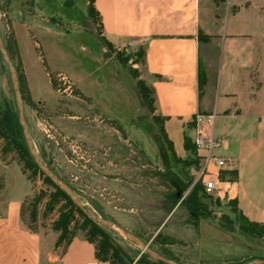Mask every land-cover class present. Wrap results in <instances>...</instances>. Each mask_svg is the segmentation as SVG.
Masks as SVG:
<instances>
[{"label":"rangeland","instance_id":"374dc122","mask_svg":"<svg viewBox=\"0 0 264 264\" xmlns=\"http://www.w3.org/2000/svg\"><path fill=\"white\" fill-rule=\"evenodd\" d=\"M88 4V0H0V41L5 47L13 37L24 62L29 95L35 104L32 109L22 102L24 122L43 167L73 192L89 215L113 222L147 245L150 253L169 259L168 252L178 264L264 260V228L261 238H250L239 230L241 220L232 214L228 203L219 202L214 195L199 199L206 205V212L217 218L227 216L233 222L232 230L227 231L217 219L204 218L184 199L202 189V153L195 158L187 154L177 159L167 148L153 116L148 112L144 117L136 116V106L122 83L117 63L103 56L109 50L102 52L98 22L89 19ZM228 5L225 0L215 8L212 0H201V56L211 65L215 64L218 46L208 35ZM139 48L127 44L110 53L113 58L116 54L131 56ZM141 65L136 57L127 66L126 77L134 92L137 82L142 81ZM58 71L75 78L73 82L58 73L69 82L66 92L63 90L67 85H61L60 91L53 90L46 75ZM5 105L13 106L18 113L8 66L0 58V106ZM107 121L116 123L119 129ZM0 128L13 132L2 116ZM79 135L93 139L99 146L83 142ZM2 146L0 140V193L5 189L9 168L15 167L21 173L16 155L4 156ZM21 175L30 190L22 202L24 226L57 238L52 231L56 210L44 214L51 190L40 177H30L28 171ZM39 193L46 197L37 207L36 222L31 223L32 200ZM102 228L122 248L123 264H136L142 255L150 262L156 261L121 232ZM158 234L155 244L153 239Z\"/></svg>","mask_w":264,"mask_h":264},{"label":"crops","instance_id":"0c3cea01","mask_svg":"<svg viewBox=\"0 0 264 264\" xmlns=\"http://www.w3.org/2000/svg\"><path fill=\"white\" fill-rule=\"evenodd\" d=\"M228 4L223 17H213L219 22L208 36L218 50L211 65L201 56V0H93L102 52L107 45L119 49L135 44L143 49L141 80L153 91L152 116L165 119L162 128L173 156H187L185 136L193 140L200 132L220 140L216 154L228 161V167L222 171L220 191L213 195L219 202L235 201L243 218L264 225V0ZM19 56L31 93L20 51ZM199 64L205 75L201 92ZM57 73L75 82L72 74ZM84 136L78 137L99 146ZM13 168L0 193V264H107L95 260L94 248L83 234H76L64 249L55 247L54 235L24 226L21 205L30 190ZM209 168L213 170V164ZM230 172L235 173L232 180Z\"/></svg>","mask_w":264,"mask_h":264},{"label":"trees","instance_id":"16d2710c","mask_svg":"<svg viewBox=\"0 0 264 264\" xmlns=\"http://www.w3.org/2000/svg\"><path fill=\"white\" fill-rule=\"evenodd\" d=\"M215 6L223 4L225 0H212ZM88 17L94 22H98L99 34H101V26L99 22L98 14L96 13L93 7V0H88ZM200 39V36H199ZM107 49L109 52H112L113 48L110 45H107ZM5 50L9 56L11 63L13 64L18 87L19 93L21 97V101L23 104L27 105L29 108H34V103L30 98L27 82L25 79V75L23 72L21 60L18 53V48L16 41L13 37L9 38L5 44ZM138 58L143 63V49L139 48L136 54L131 56H125L121 54H116L114 57L115 62L123 71L125 77L127 75V66L129 65V61ZM1 58V56H0ZM42 58V57H40ZM2 59V58H1ZM48 80L53 90L60 91L61 84L59 85L58 81V73H50L46 72ZM127 79V77H126ZM128 83L130 84V80L127 79ZM205 84V75L204 69L199 64V92L202 91V88ZM136 92L135 95L138 98L142 107L147 109L149 115H153L154 113V98H153V91L152 89L148 88L142 81H138L136 84ZM77 97L82 98L81 93L75 91ZM0 116L4 117L9 124L11 125L13 132L6 133L5 131L1 130L0 128V140L3 143L2 146V154L6 156L8 153H13L16 155L19 164L21 165V173L25 175L28 171L30 173V177H40L42 184L50 189V193L46 198V202L44 205V214L48 215L56 210L57 218L52 223V231L57 234L55 247L62 246L64 249L71 243L72 239L75 237L76 232H82L86 241L91 244L94 248V258L99 263H107V264H123L122 262V248L116 245L113 239L109 236L105 230L99 226L98 224L94 223L88 217H86L72 202L71 200L65 195L62 191H60L53 183L45 177L41 171L35 165L32 157L30 156L27 146L25 144L21 127L18 122V113L15 112V109L11 105H5L4 107L0 106ZM165 119H161L158 117H153L154 123L159 127V131L161 133L162 138L165 140L167 147L172 155L173 149L171 143L167 141L166 136L163 132L162 122ZM113 128H118L114 122L107 121ZM191 128L195 126V119L189 124ZM119 129V128H118ZM184 150L192 157L195 158L197 155V150L192 143V140L189 137H184L183 141ZM230 176V180L234 178L235 173L230 172L228 173ZM30 177H27L29 180ZM3 189V185L0 184V191ZM200 196V197H199ZM46 195L44 193H39L36 197L32 200L31 205V212H30V222L35 223L37 219V207L42 201L45 199ZM209 196L206 195L203 188L199 190L195 194H190L186 198L187 203H189L192 208L195 209L200 214H203L204 218H211L217 219L218 222L221 224L222 228L230 231L232 230L233 222L227 217H215L212 212H206V205H203L199 202V199H208ZM179 199V195L176 197V200ZM228 207L231 208L232 214L236 217H239L241 223L239 225V230L247 235L250 238L259 239L263 235V228L264 225L255 224L248 222L237 210V205L235 201H229ZM23 213V205H21V215ZM22 219V217H21ZM30 231H33L31 227H28ZM159 234L153 239V242L156 244L158 243ZM167 257L170 260L177 262L175 258H173L168 252H165ZM246 260L237 262L232 261L225 264H243ZM136 264H163L161 262H150L147 260V257L142 255L137 260Z\"/></svg>","mask_w":264,"mask_h":264},{"label":"water","instance_id":"95a60500","mask_svg":"<svg viewBox=\"0 0 264 264\" xmlns=\"http://www.w3.org/2000/svg\"><path fill=\"white\" fill-rule=\"evenodd\" d=\"M0 56L2 58V60H4L8 66V71L11 77V81L13 84V88H14V94H15V103L17 106V111H18V122L19 125L21 127L22 130V134H23V138L25 141V144L27 146L28 152L30 154V156L32 157L35 165L37 166V168L41 171V173L47 177L52 183L53 185H55L60 191H62L65 195H67V197L71 200V202L86 216L88 217L90 220H92L94 223L98 224L99 226H105L109 229L115 230L117 232H121L124 237L126 239H128L129 241L134 242L137 245H140L142 248V253L146 252L147 255L149 257H155V260L157 262H161L163 264H178L170 259H166L163 258L155 253H150L148 251V246L143 244L142 242L138 241L137 239L133 238L129 233H127L126 231H124L123 229H121L119 226H117L116 224H114L113 222L107 221V220H103V219H99V218H94L91 215H89L78 203L76 197L74 196L73 192L69 189H67L63 184H61V182L55 177L53 176L47 169H45L43 167V165L41 164L39 158L36 156V153L34 151L30 136L28 134L25 122H24V116H23V104L21 101V98H19L20 93H19V87H18V82H17V77H16V73L15 70L13 68V65L9 59V56L5 50V47L3 46L2 42L0 41ZM104 58L105 59H112V54L110 52H105L104 53ZM117 65V64H116ZM117 69L119 71L120 77L122 79V83L124 85V87L126 88L127 92L129 93V95L132 97V100L137 108V117H144L145 114L147 113V109L142 107L138 98L136 97L135 93L133 92L130 84L128 83L123 71L121 70V68L117 65ZM245 264H264V260H253L251 262L245 263Z\"/></svg>","mask_w":264,"mask_h":264},{"label":"built area","instance_id":"2783aa9c","mask_svg":"<svg viewBox=\"0 0 264 264\" xmlns=\"http://www.w3.org/2000/svg\"><path fill=\"white\" fill-rule=\"evenodd\" d=\"M58 81L61 83L62 87L65 86L63 92H66L69 87V82L67 79L59 75ZM200 119L195 120V123L198 124ZM194 143L197 153L201 154V178H202V188L206 195L211 196L215 192H219V184L222 182V171L228 167V161L219 157L216 152L221 147V141L214 139L211 136H204L202 133L192 140ZM213 164L214 169L211 170L209 167ZM219 199V197H218Z\"/></svg>","mask_w":264,"mask_h":264}]
</instances>
